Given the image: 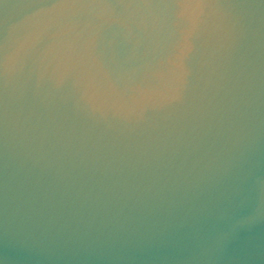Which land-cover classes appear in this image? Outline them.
Masks as SVG:
<instances>
[{"label":"water","instance_id":"95a60500","mask_svg":"<svg viewBox=\"0 0 264 264\" xmlns=\"http://www.w3.org/2000/svg\"><path fill=\"white\" fill-rule=\"evenodd\" d=\"M0 264H264V0H0Z\"/></svg>","mask_w":264,"mask_h":264}]
</instances>
